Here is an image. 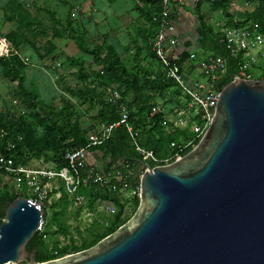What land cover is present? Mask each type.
I'll return each instance as SVG.
<instances>
[{"label":"rangeland","instance_id":"rangeland-1","mask_svg":"<svg viewBox=\"0 0 264 264\" xmlns=\"http://www.w3.org/2000/svg\"><path fill=\"white\" fill-rule=\"evenodd\" d=\"M21 1L29 9L31 0ZM52 1L37 0L35 6H31L41 16L40 20L45 27L42 33L25 31L27 38L22 45L12 47L8 43L9 51H14L25 64L21 71L24 76L23 86H20L19 80L8 75L7 69L0 63V122L3 124L0 125V152L5 137L2 130H5V135L23 140L25 159L32 163L43 157L53 161L54 155L62 152L60 137L53 123L55 118L60 125L65 117H70L71 122L81 130L85 141L101 139L109 126L104 114L122 100L126 85L130 83L133 90L125 97L128 108L122 106L123 112L130 113L142 141H157L160 148L158 157L169 158L173 152L171 143H179L184 132L190 134L191 126L187 129L178 126L180 118L177 106L184 102L182 93L174 87H159V83L166 80V70L154 55L152 44L156 31L150 30L149 17L156 12V8L140 0H137L135 6L136 1L131 0L132 8L128 5L126 7L134 12L126 34H114L113 30L111 33L98 34L75 29V22L83 24L79 18L75 20L72 16V23H68L67 19L64 22L58 19L56 8L50 9L53 12L48 11ZM6 2L0 0V7H4ZM126 2L95 0L90 8L92 11L88 12L105 15L111 25L112 19L109 16L119 8L116 5ZM221 4L222 14L227 17L230 15V3L226 0ZM74 8L78 9L76 5ZM61 10L63 8L58 10L59 14L63 13ZM194 11L195 6H191L190 12ZM7 22H10V28L5 32L0 30V44L8 33L18 27L14 21ZM222 22L221 15L215 19V28L210 27L213 31H220ZM194 37V34L190 37L193 43L196 41ZM76 38H83L90 50H97L96 55L104 63L99 64L95 55L83 51ZM180 38L176 36L177 41ZM181 45L182 42H179L178 47ZM100 46L104 49L98 50ZM110 49L119 55L126 73L116 74L107 70L106 65L112 62L108 55ZM191 50L199 55L202 53L195 44ZM198 79L201 82L207 81V77L202 74L198 75ZM157 104L163 105V111L152 114V108ZM45 111L54 119L48 118ZM97 161L99 167L104 168L106 164L102 163L101 158ZM141 174L139 172L138 176ZM56 186L62 197L58 199L51 195V202H44L43 206L47 216L41 232L46 235L45 243L49 250L66 248L73 254L94 247L99 242L95 241L115 224L116 216L126 199L129 200L127 221L136 212L134 202L132 206V199L128 196L123 195L120 202L115 203L106 198L105 189L96 184H92L89 189L83 187L85 198L78 205L64 192L63 185ZM85 246L90 247L84 249Z\"/></svg>","mask_w":264,"mask_h":264},{"label":"water","instance_id":"water-1","mask_svg":"<svg viewBox=\"0 0 264 264\" xmlns=\"http://www.w3.org/2000/svg\"><path fill=\"white\" fill-rule=\"evenodd\" d=\"M134 216L94 247L37 262L27 245L44 222L17 197L0 225V264H264V79L220 92L206 135L178 160L143 159Z\"/></svg>","mask_w":264,"mask_h":264},{"label":"built area","instance_id":"built-area-1","mask_svg":"<svg viewBox=\"0 0 264 264\" xmlns=\"http://www.w3.org/2000/svg\"><path fill=\"white\" fill-rule=\"evenodd\" d=\"M157 1L161 3V11L153 18L157 23L152 43L153 49L157 59L166 70V77L177 85L184 97V102L177 106L180 118L178 126L184 129L191 126V136L181 140L180 143L173 141L171 143L172 154L167 159H160L153 150L147 149L138 143L139 141L137 142L139 131L129 123L128 112L122 113L119 124L127 125L128 131L136 141V148L145 162L148 163V160H152L158 165H164L183 157L186 150H193L206 135L214 119L221 92L216 88V82L227 72V61L220 56L207 55L204 59H198L197 53L191 51L190 60L198 64L196 67L200 70L199 73L205 75L207 81L204 83L194 78L187 79L181 66L174 63L179 59L180 53L172 50L178 43L175 24L171 18L173 0ZM192 1L200 3L206 0ZM221 39L228 45L233 57H241L239 72L233 77V80L264 79V69L261 70V66L264 64V30L260 24L252 21L231 20L223 27ZM0 51L9 54V45L6 39L0 44ZM2 53L0 55H3ZM162 111L163 105L157 104L151 112L159 114ZM113 126H108L105 136L101 139L92 138L80 147L67 150L65 153L66 166L64 167H58L55 161H46L44 158L36 160L35 163L17 164L13 157L1 154L0 171H2V175L0 178L3 185L15 194L25 195L24 197L35 200L41 207L46 202H51L53 195L58 199L62 197L59 187L56 186L58 184L63 185L64 192L77 205L84 201L83 187L89 189L92 184L110 185L113 190H118L124 196H128L130 200L139 196L140 188L130 185L131 167L128 164L121 161L113 167L114 174L108 177L100 170L99 165L91 164L89 160L93 147L101 145L109 137ZM13 147L14 144L10 146V148ZM121 166H124L125 169Z\"/></svg>","mask_w":264,"mask_h":264},{"label":"trees","instance_id":"trees-1","mask_svg":"<svg viewBox=\"0 0 264 264\" xmlns=\"http://www.w3.org/2000/svg\"><path fill=\"white\" fill-rule=\"evenodd\" d=\"M141 2H148L152 6L156 8V12L149 17V21L151 22L150 30L156 31L157 23L154 22L153 18L161 11V3L157 0H140ZM255 1L257 3V7L252 12H245L240 14L238 20L242 22L252 21L256 22L261 25L262 29L264 30V0H250ZM4 13L5 18L7 21H14L18 24V27L15 31H12L6 35V40L12 47H17L22 45L26 41L25 31L33 34H40L44 31L45 27L42 21L34 16L31 11L22 3L17 0H9L7 4L4 6ZM172 14V13H171ZM172 17V16H171ZM68 23H72V16L70 15L67 19ZM231 19L229 20V23ZM197 39L195 41V45L197 48L201 50V54L207 56H220L226 59L227 61V72L221 76V78L216 82V88L220 91L228 85L230 82L233 81V77L238 74L239 72V62L241 57H233L228 45L222 41L221 34L216 33L212 30L210 26L207 25L204 18L198 13V21L196 27V34ZM79 42L81 49L87 53L95 55V58L99 64H103L104 60L101 59L100 56L96 55L97 50H90L87 47V44L83 38H76ZM193 46V43H188L187 48ZM104 47L100 46L98 50H103ZM190 50H185L180 56L179 59L175 60L174 63H177L184 69V65L186 62L191 61ZM112 62L109 65H106L108 71L114 72L116 74L119 73H126V69L123 66L120 57L117 53L114 52L113 49H110L108 52ZM154 55L156 56L155 52ZM0 63L7 69V74L13 78L17 79L20 82V86H23L24 83V76L22 74V69L24 68V62L21 58L14 52H9L8 56L0 55ZM264 69V64L261 66V70ZM262 78V77H261ZM159 87L161 88H169L174 87L180 93L181 91L178 89L177 85L170 79L166 77L159 83ZM133 90V86L130 83H127L124 97L122 100L115 106L110 107L108 111L104 114L105 120L108 122V125H114L109 137L99 146L93 147L91 152H100L101 153V161L102 163L106 164L104 168H100L108 177H111L114 174L113 167L118 165L121 161L126 163L131 167V173L129 175V182L130 185L133 187H139L140 177L138 176L139 169L141 167L139 160H142L141 153L136 148V141L128 131L127 125L124 123H120L122 118L123 109L122 106H127L126 103V96ZM128 112V111H127ZM48 118L54 119L48 111H45ZM129 115V123L133 124L132 117L130 113ZM56 121H53L55 131L57 135L60 137L59 141L62 147V152L60 154L54 155L55 159L53 161L56 162L58 167L66 166V159L65 153L67 150L75 149L87 143V140H84V136L79 129V127L71 122L70 117H65L62 124H58V119L55 118ZM0 125L3 124L0 122ZM3 132V133H2ZM3 137V148L0 152L4 155H9L15 159L17 164H30L28 159L23 157L24 151V142L22 139L16 140L9 135H5V130H2ZM191 135L184 132L183 139H188ZM20 138V137H19ZM180 139V142L181 140ZM69 141L66 144V141ZM139 141V142H138ZM137 142L146 147L147 149L153 150L156 155L159 151V145L157 141H142L139 133V138ZM179 142V143H180ZM14 144L13 148L10 146ZM192 149H188L185 151V155L189 153ZM158 156V155H157ZM41 158V157H40ZM46 161H52L43 157ZM150 166L155 167L158 164L152 160H148ZM123 169L124 166H121ZM119 167V168H121ZM2 175V171H0V176ZM97 185V184H96ZM101 186V185H98ZM105 189L106 198L109 200L119 203V199L123 197V194L120 193L118 190H113L110 185L102 186ZM24 196L20 194H15L3 185L1 178H0V225L5 219V212L10 202H13L17 197ZM129 202L128 199L121 205L120 211L116 216L115 224L109 229V231L104 235L101 236L100 239L95 241L97 243L104 237L110 235L111 233L115 232L120 226L126 223L127 221V203ZM138 208L140 199L139 196H135L131 200V205ZM44 210V218L47 216V210L43 207ZM45 234L41 232V229L36 233L33 239H31L27 245V249L29 250L30 254L35 257L37 262H46L49 260H54L57 258H61L70 254V252L66 248H61L57 250H49L45 243ZM94 243V244H95ZM93 244V245H94ZM90 246H85L84 249L89 248Z\"/></svg>","mask_w":264,"mask_h":264},{"label":"crops","instance_id":"crops-1","mask_svg":"<svg viewBox=\"0 0 264 264\" xmlns=\"http://www.w3.org/2000/svg\"><path fill=\"white\" fill-rule=\"evenodd\" d=\"M7 2L9 0H6ZM20 3H24L21 0H17ZM37 0H31V4L29 5V10L32 12V14L36 17H38L40 19V15L35 13V11L32 10V7L35 6V2ZM95 0H54L52 1L51 7L48 8L50 12H53L50 9L55 10V8L57 9L56 12V16L58 19L62 20L64 22L65 19H68V17L71 15L74 17V19L78 20V18L83 22V24H78L75 22V24H73L75 29H81L84 32H96L98 34H106V33H111V31L113 30V33L115 34V32L119 33V34H126L127 29L129 28V24L131 25V16H132V12H134V10H132V5H131V0H127V2L125 4H118L116 5L117 9H115L116 11L114 12L113 15H110L109 17L112 19L111 25H109V19L106 20L105 15H100V14H90L88 12V10H91V5L92 2H94ZM109 1V0H106ZM115 1H119V0H114ZM136 3L134 2V4H136L135 6H137L138 2L137 0H135ZM226 0H206V1H202L200 3H194L192 0H184V1H180V0H173L172 1V14H171V18L175 24V34L180 37V40H178L179 42H182L183 45H181L180 47H178V43L177 45L174 47V49H172L174 52L176 53H180V55L185 51V50H190L194 49V43L191 41L190 37L194 34V36H196V27H197V21H198V13L204 18L205 22L207 23V25L214 27L215 28V19L220 17L222 15L223 17V22L222 25L220 24V31L223 29V27L229 22V20H238L240 14L245 13V12H252L255 10V8L257 7V3L255 1H250V0H227L230 3V15H228L227 17H225L222 14V2H224ZM6 2V3H7ZM74 5H76V7L78 9L75 10V8L73 9ZM126 5H128L129 7L131 6V8H127ZM32 6V7H31ZM191 6H195V11L190 12ZM4 7H0V30L1 32H5L8 30V28H10L9 23L6 21L5 18V13L3 12ZM62 9L61 14L58 13L59 9ZM65 10H67L66 12H64ZM92 11V10H91ZM79 14V16H78ZM110 19V20H111ZM92 20V21H91ZM196 23V26H195ZM219 29H214V32L219 33L220 31H218ZM112 33V34H113ZM194 39H197V36L194 37ZM188 43H193V46L190 48H187V44ZM196 46V45H195ZM198 55V59H204V57L206 55L201 54ZM201 61V60H200ZM196 65H198L196 62L193 61H188L186 62V64L184 65V69L183 72L185 73V76L187 79H198V75L199 73V69L198 67H196ZM199 80V79H198ZM206 83V82H204ZM101 158V153L100 152H91L89 155V160L91 162V164L94 165H99L97 160H100Z\"/></svg>","mask_w":264,"mask_h":264}]
</instances>
